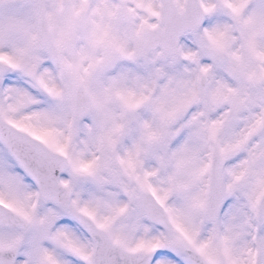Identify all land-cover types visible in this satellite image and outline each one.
<instances>
[{
    "label": "snow or ice",
    "instance_id": "6c2138e0",
    "mask_svg": "<svg viewBox=\"0 0 264 264\" xmlns=\"http://www.w3.org/2000/svg\"><path fill=\"white\" fill-rule=\"evenodd\" d=\"M0 264H264V0H0Z\"/></svg>",
    "mask_w": 264,
    "mask_h": 264
}]
</instances>
